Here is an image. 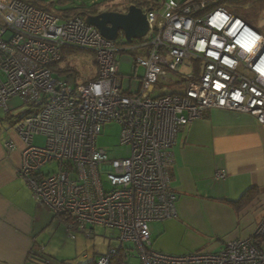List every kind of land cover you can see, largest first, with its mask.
Here are the masks:
<instances>
[{
	"label": "built area",
	"instance_id": "obj_1",
	"mask_svg": "<svg viewBox=\"0 0 264 264\" xmlns=\"http://www.w3.org/2000/svg\"><path fill=\"white\" fill-rule=\"evenodd\" d=\"M213 1H149L142 10L147 35L119 44L85 16L62 19L22 0H0V110L8 114L14 98L27 110L14 126L23 145L18 176L38 205L70 220V234L89 237L96 226L116 232L119 247L96 264H110L121 248L138 259L123 264H264V212L250 236L215 253L168 255L152 250L149 239L150 222L176 213L170 150L185 126L207 110H224L247 114L264 128V36L236 10L209 7ZM63 49L91 53L96 78L74 84L72 74L55 77ZM125 52H139L132 70L144 68L136 93L119 84L116 55ZM160 87L176 91L157 95ZM110 122L120 126L128 158L109 159L96 146L101 126ZM37 136L43 145L34 144ZM14 148L7 144L9 152ZM50 165L53 172L42 174ZM126 243L135 246L134 256Z\"/></svg>",
	"mask_w": 264,
	"mask_h": 264
},
{
	"label": "crops",
	"instance_id": "obj_2",
	"mask_svg": "<svg viewBox=\"0 0 264 264\" xmlns=\"http://www.w3.org/2000/svg\"><path fill=\"white\" fill-rule=\"evenodd\" d=\"M2 128L6 125H0V264L49 259L46 243L65 224L33 199L18 176L23 145L14 130ZM10 142L15 147L11 152ZM170 152L169 186L177 198L176 213L148 224L151 249L175 256L215 253L250 236L264 212V128L247 114L207 110L176 135ZM217 171L222 179L215 178ZM93 228L89 237L78 233L88 239ZM114 233L116 245L109 243V248L119 247Z\"/></svg>",
	"mask_w": 264,
	"mask_h": 264
},
{
	"label": "rangeland",
	"instance_id": "obj_3",
	"mask_svg": "<svg viewBox=\"0 0 264 264\" xmlns=\"http://www.w3.org/2000/svg\"><path fill=\"white\" fill-rule=\"evenodd\" d=\"M142 1L149 2L152 0ZM173 1L182 3L185 0ZM260 1L261 2L259 3L258 1V4L254 7V10L251 9L246 12L252 20L250 25L264 35V0ZM36 2L40 5L49 6L51 12L56 14L63 9L78 6L80 4L92 5L101 2L102 5L99 6L101 12L99 13L117 9L126 12L130 5H135L133 0H37ZM251 5L252 4H248L246 8L249 9ZM117 41L119 44L125 42L122 35L119 36ZM123 47L127 48L125 45ZM137 54H139V52H125L123 54L116 55L119 62V84L121 86V90L126 93L138 92L140 80L144 75V68L142 67H138L133 70L131 69L133 57ZM67 67L72 72V76L69 78L74 84H84L90 82L97 71L94 56L85 51L67 52L63 56V59L57 64V68L63 69ZM54 76L62 78V74L54 73ZM167 90L168 87H160V89L155 93L157 95L159 93L163 94L166 93ZM7 106L9 110L8 114H5L3 110H0V125L1 127L6 125V128H2L4 131L8 129L13 131L16 122L24 116L27 110L19 98L12 99L8 102ZM120 136L121 128L118 124L114 122L106 123L101 126L100 134L96 138V146L98 148L105 149L109 159L128 158L130 149L129 147L120 144ZM34 144L37 146L43 145L44 138L40 136L35 137ZM54 169L55 166L50 165L44 167L41 170V173L46 175L48 173H52ZM65 230L66 229L56 232L54 234V238L51 240L48 239L46 243L45 253L49 255L51 264H86L94 261L96 256L104 255L109 248V243L116 245V242L112 241V237L115 233L109 229H103L96 226L93 228L94 235L88 239H85V235L82 233L74 232L70 234L67 230ZM70 235H73L74 238H71ZM125 247H128V249L131 250V254L133 256L135 255L136 250L132 243H126ZM131 260L135 261V259Z\"/></svg>",
	"mask_w": 264,
	"mask_h": 264
},
{
	"label": "trees",
	"instance_id": "obj_4",
	"mask_svg": "<svg viewBox=\"0 0 264 264\" xmlns=\"http://www.w3.org/2000/svg\"><path fill=\"white\" fill-rule=\"evenodd\" d=\"M22 1L33 6V7H35V8H37V9H42V10H46L50 13H53V12H51L49 6L40 5L39 3L36 2L37 0H22ZM258 1H259V3L261 2L260 0H214L213 2L209 3V7H215V6L223 5V6L227 7L230 11H233V9H235L237 11L236 14L239 17H241L246 23L249 24L250 22H252V20L246 11H249L251 9L254 10V7L258 4ZM133 2L135 3V5L137 7L141 8L142 10L149 8V6L147 5L149 2H147V1L133 0ZM248 4H252L249 7V9L246 8ZM84 5H86V4H80L78 6H73V7L67 8V9H63L58 14H56V13H53V14L61 17L62 19H67L73 15L87 16V15H96L99 12H101V9L99 8V6L102 5L101 2L97 3V4H92V5H86V6H84ZM110 12H113V11H110ZM69 51H81V50L63 49L61 51V60L63 59V56ZM57 64H55L53 67L54 73L62 74V78L72 74L71 70L68 67L63 68V69H58ZM248 199H249V197H248ZM246 203H247V201L244 204L246 205ZM61 221L64 224H67L68 222H70V220H68L67 218H61ZM40 258L41 257H37L36 259H32L29 264H51L49 259H46V258L40 259ZM126 259H127L126 252L123 248H121V249H119L118 253L116 254L115 258L112 260V262L110 264H123ZM86 264H96V262L94 260V261H91V262L86 263Z\"/></svg>",
	"mask_w": 264,
	"mask_h": 264
},
{
	"label": "water",
	"instance_id": "obj_5",
	"mask_svg": "<svg viewBox=\"0 0 264 264\" xmlns=\"http://www.w3.org/2000/svg\"><path fill=\"white\" fill-rule=\"evenodd\" d=\"M85 23L94 27L108 41H115L122 35L126 44L141 40L148 33L145 14L135 5H130L125 13L106 11L87 15Z\"/></svg>",
	"mask_w": 264,
	"mask_h": 264
},
{
	"label": "clouds",
	"instance_id": "obj_6",
	"mask_svg": "<svg viewBox=\"0 0 264 264\" xmlns=\"http://www.w3.org/2000/svg\"><path fill=\"white\" fill-rule=\"evenodd\" d=\"M136 6V5H135ZM110 12V11H109Z\"/></svg>",
	"mask_w": 264,
	"mask_h": 264
},
{
	"label": "flooded vegetation",
	"instance_id": "obj_7",
	"mask_svg": "<svg viewBox=\"0 0 264 264\" xmlns=\"http://www.w3.org/2000/svg\"><path fill=\"white\" fill-rule=\"evenodd\" d=\"M125 13V12H124Z\"/></svg>",
	"mask_w": 264,
	"mask_h": 264
}]
</instances>
